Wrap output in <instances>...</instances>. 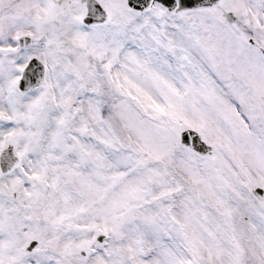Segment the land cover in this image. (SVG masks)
Returning a JSON list of instances; mask_svg holds the SVG:
<instances>
[{
    "label": "snow or ice",
    "instance_id": "1",
    "mask_svg": "<svg viewBox=\"0 0 264 264\" xmlns=\"http://www.w3.org/2000/svg\"><path fill=\"white\" fill-rule=\"evenodd\" d=\"M0 264H264V0H0Z\"/></svg>",
    "mask_w": 264,
    "mask_h": 264
}]
</instances>
